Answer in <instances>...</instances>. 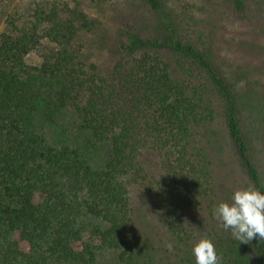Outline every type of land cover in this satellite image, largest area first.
Listing matches in <instances>:
<instances>
[{
	"label": "trees",
	"instance_id": "16d2710c",
	"mask_svg": "<svg viewBox=\"0 0 264 264\" xmlns=\"http://www.w3.org/2000/svg\"><path fill=\"white\" fill-rule=\"evenodd\" d=\"M144 1L161 37L129 32L127 56L106 74L82 58L80 37L96 20L79 7L42 0L20 25L18 13L8 15L0 32V264H99L108 249L121 264H264V94L254 86L264 58L229 52L221 32L240 13L264 36L262 0H203L212 19L192 35L160 0ZM31 52L40 66L26 63ZM55 128L102 144L106 159L55 141ZM230 154L251 181L244 190L219 183ZM133 184L156 226L150 216L133 225Z\"/></svg>",
	"mask_w": 264,
	"mask_h": 264
},
{
	"label": "rangeland",
	"instance_id": "374dc122",
	"mask_svg": "<svg viewBox=\"0 0 264 264\" xmlns=\"http://www.w3.org/2000/svg\"><path fill=\"white\" fill-rule=\"evenodd\" d=\"M57 2L61 6L70 8L79 7L87 15L96 20V27L91 32H83L80 40L84 45L82 58L89 63H95L101 73H108L113 65L119 60L127 56L126 51L122 48L126 42L127 34L134 32L143 38L156 39L161 37L160 30L156 24V17L150 7L144 0H116L110 3H104L98 6L89 0H49ZM164 5L165 10L170 15V18L180 28L190 32L192 35L194 29L204 28L212 19L211 8L205 6L203 0H160ZM251 1V0H250ZM42 0H10L0 7V32L4 31L7 24L5 21L9 18L8 15L20 16L19 25L29 16L33 8L37 7ZM264 7V0L261 1ZM235 12L234 14H236ZM258 17L262 19L264 13L258 12ZM233 17V16H232ZM6 19V20H5ZM225 29L221 30L224 39L229 43V48L226 44V49H231L235 54L236 47L240 52L237 54L245 57L246 61H255L259 63L264 58V51L256 53L250 49V44L256 42L264 48V36H261V23L255 21L249 22L245 14L231 18L226 22ZM197 37V36H196ZM209 41V40H208ZM249 42V43H248ZM210 44L212 42L209 41ZM229 51V50H228ZM230 52V51H229ZM173 61L175 56L170 55ZM26 63L31 66H40L42 57L39 52H31L26 58ZM253 78L248 77L243 81L244 84ZM260 84L254 85L258 91L264 94V77L259 80ZM251 86V85H250ZM67 120V118H66ZM54 139L62 138L66 140L68 145L77 146L84 150L87 155H91L96 163H101L106 159V147L102 144L95 143L86 135H80L75 131L62 132L59 128H55L53 134ZM261 150L259 149V164L261 173L264 176V149L263 142H260ZM228 165H226L220 178L219 183H237L241 189H246L247 183H251L244 168L238 161L236 154L226 156ZM128 183H136L130 180ZM130 190V198L134 207L135 228H139L140 219L147 221L151 228L156 226L154 216L147 213L145 207L150 203L148 198H145L140 185H128ZM154 208V207H153ZM153 208L151 210H153ZM140 217V218H137ZM130 228V227H129ZM128 230L125 238L128 237ZM99 264H121L118 259V250L108 249L99 254Z\"/></svg>",
	"mask_w": 264,
	"mask_h": 264
}]
</instances>
